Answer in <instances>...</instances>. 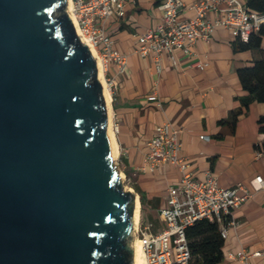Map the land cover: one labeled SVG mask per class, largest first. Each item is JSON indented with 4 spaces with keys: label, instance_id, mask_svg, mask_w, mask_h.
Listing matches in <instances>:
<instances>
[{
    "label": "water",
    "instance_id": "water-1",
    "mask_svg": "<svg viewBox=\"0 0 264 264\" xmlns=\"http://www.w3.org/2000/svg\"><path fill=\"white\" fill-rule=\"evenodd\" d=\"M109 123L68 0H0V264H134Z\"/></svg>",
    "mask_w": 264,
    "mask_h": 264
},
{
    "label": "crops",
    "instance_id": "crops-1",
    "mask_svg": "<svg viewBox=\"0 0 264 264\" xmlns=\"http://www.w3.org/2000/svg\"><path fill=\"white\" fill-rule=\"evenodd\" d=\"M181 1L188 7L198 0ZM160 2L128 0L124 18L113 16L104 22L105 34L114 42V48L127 57L123 74H117L116 67L109 63L106 77L117 83L110 120L118 125L114 134L117 159L123 175L132 180L140 203V218L159 230V210L166 205L167 189L182 178V172L170 164L154 172L139 171L156 127L170 122L179 130V158L189 165L186 173L203 180L205 173L211 171L221 188L242 184L252 193L233 211L237 226L227 229L219 264H240L228 256L241 250L249 256L251 264H264V256H255L264 255V192H254L250 186L256 177L264 180V132L259 129L264 103L252 101L247 109L242 108L241 100L247 95L238 78V70L252 67L261 59V53L238 49L240 41L226 29L217 28L210 40L197 41L196 59L177 52L178 68L174 69L164 55L162 71L158 73L152 56L141 57L135 53V47L139 35L160 23ZM194 16V11L184 8L179 19ZM195 60L205 67H192ZM153 93L161 108L148 101ZM234 114L238 115L232 123ZM202 136L209 140H201ZM259 150L263 153L256 157Z\"/></svg>",
    "mask_w": 264,
    "mask_h": 264
},
{
    "label": "built area",
    "instance_id": "built-area-1",
    "mask_svg": "<svg viewBox=\"0 0 264 264\" xmlns=\"http://www.w3.org/2000/svg\"><path fill=\"white\" fill-rule=\"evenodd\" d=\"M127 1L68 0L80 38L96 49L103 64L104 83L111 97L117 83L106 77L107 66L112 63L117 74H123L127 57L114 48V42L105 34L104 22L113 16L124 18ZM184 8L194 11L195 16L180 20L179 15ZM158 10L161 13L160 23L155 29L139 35L135 47V53L141 57L152 56L158 73L162 71L164 55L174 69L178 68L177 52L196 59L197 41L210 40L217 28H224L233 38L247 43L252 35L264 27V13L250 12L246 0H198L188 7L181 0H161ZM191 66L203 69L205 64L195 60ZM148 101L156 103L158 108L162 107L156 93ZM112 129L115 134L118 125L112 123ZM178 134L179 130L170 122L157 126L147 143V151L139 168L140 172H154L160 166L170 164L182 172L180 182L167 189L166 205L159 210L160 229L155 230L150 223L143 225L138 222L135 226V238L142 247L144 264H189L191 254L186 238L187 229L197 221L206 220L216 223L222 239H225L227 229L237 226L233 211L252 196L242 184L229 189L221 188L217 176L211 171L205 173L203 180L193 179L186 173L189 165L179 158L181 143ZM200 139L208 141L209 137L202 136ZM262 153L257 151L256 157ZM250 186L254 192H264L262 177L250 181ZM255 256L264 255L256 253ZM228 258L240 264H251L244 250L230 254Z\"/></svg>",
    "mask_w": 264,
    "mask_h": 264
},
{
    "label": "trees",
    "instance_id": "trees-1",
    "mask_svg": "<svg viewBox=\"0 0 264 264\" xmlns=\"http://www.w3.org/2000/svg\"><path fill=\"white\" fill-rule=\"evenodd\" d=\"M250 12L264 13V0H246ZM264 27L259 33L252 35L247 43L239 42L238 49L242 51L256 50L261 53V59L255 61L252 67L238 70V78L242 90L247 97L241 100L242 108L247 109L249 103L256 101L264 103V49L262 38ZM238 114L232 116L235 122ZM259 129L264 132V117L259 120ZM191 260L189 264H219L223 259V239L219 226L206 220L197 221L186 231Z\"/></svg>",
    "mask_w": 264,
    "mask_h": 264
},
{
    "label": "bare ground",
    "instance_id": "bare-ground-1",
    "mask_svg": "<svg viewBox=\"0 0 264 264\" xmlns=\"http://www.w3.org/2000/svg\"><path fill=\"white\" fill-rule=\"evenodd\" d=\"M72 5L70 2H68V13L71 17H73V13H72ZM73 19V18H72ZM82 41L83 43H87L89 45V47L91 48L95 58L98 60V65H99V79L103 85V88H104V96H105V101H106V104H107V107H108V111H109V115H110V105H111V100H112V97H111V93L109 91V89L107 88V86L105 85L104 83V67H103V64L99 58V56L97 55V51L96 49L87 41L85 40L84 38H82ZM108 135H109V138L111 140V143H112V155H113V159H116L117 158V154H118V149H117V146H116V143H115V139H114V132H113V129H112V123H111V120H110V123H109V130H108ZM121 174V177L123 178L124 175L122 173ZM137 197V195H136ZM139 217H140V203H139V200H138V197H137V203H136V208H135V214H134V225L136 226L139 222ZM135 248H136V257H135V260H134V264H144V255H143V251H142V247L138 241V239L135 238Z\"/></svg>",
    "mask_w": 264,
    "mask_h": 264
},
{
    "label": "rangeland",
    "instance_id": "rangeland-1",
    "mask_svg": "<svg viewBox=\"0 0 264 264\" xmlns=\"http://www.w3.org/2000/svg\"><path fill=\"white\" fill-rule=\"evenodd\" d=\"M115 165H116L118 171H119L120 173L123 174V170L121 169V167H120V165H119V160H118L117 158L115 159ZM123 181H124V186H125V188L133 190V187H132V180H131V179H129L126 175H124V177H123ZM133 192L135 193L134 190H133ZM139 219H140L139 222H140L141 224H143V225L148 224L147 222H144V221H145L144 219L141 220L140 217H139Z\"/></svg>",
    "mask_w": 264,
    "mask_h": 264
}]
</instances>
